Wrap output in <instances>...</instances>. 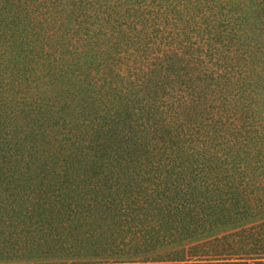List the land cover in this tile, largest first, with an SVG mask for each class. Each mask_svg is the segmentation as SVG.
<instances>
[{"label": "trees", "instance_id": "1", "mask_svg": "<svg viewBox=\"0 0 264 264\" xmlns=\"http://www.w3.org/2000/svg\"><path fill=\"white\" fill-rule=\"evenodd\" d=\"M113 1L0 0V37L39 43L0 102V264H264V133L214 39L243 7L200 40L172 20L208 0Z\"/></svg>", "mask_w": 264, "mask_h": 264}, {"label": "rangeland", "instance_id": "2", "mask_svg": "<svg viewBox=\"0 0 264 264\" xmlns=\"http://www.w3.org/2000/svg\"><path fill=\"white\" fill-rule=\"evenodd\" d=\"M61 3H66L80 13L87 8V11L95 12L94 15H90L88 18L90 24L97 25L103 22L105 19L111 18L110 15L114 11H118L112 7L113 0H59ZM129 3V6L134 7V10H139L143 1L150 2L152 0H124ZM223 0H208L205 4V14H202L201 8L199 12L190 17V14L186 15L182 22L172 20L177 27H185L187 30L195 32L193 38L197 37L201 40L203 37L206 39L209 35L205 32L211 30V23L216 22L217 19L211 7H215L221 4ZM257 2V5L255 4ZM94 4V6L91 5ZM198 4V2H196ZM233 5L243 7L242 14H235L232 22H221L219 31L216 33L214 39L221 40V43L226 45L230 43L229 55L232 58L230 67L235 73V82H238V89L247 87L252 91L250 96L255 99L252 100V105L255 109L256 117L259 121V128L261 133H264V0H233ZM40 7V6H38ZM113 8V9H112ZM173 15H170V17ZM202 19L209 22H203ZM242 20V21H240ZM211 21V22H210ZM240 21V22H239ZM105 23V22H104ZM114 23H118L114 20ZM241 24V25H240ZM209 26V27H208ZM203 31V29H205ZM229 33V34H228ZM18 33L9 40L0 37V102L5 103L6 99L13 95V85L16 84V80L19 82L24 79V86L27 80L28 83H35L36 80L33 75L29 74L31 68H28L23 63L25 57L26 64L31 59V52L35 50L34 45L39 43L18 44L21 37L17 36ZM46 35V34H45ZM43 36V33H41ZM40 36V37H41ZM210 38V37H209ZM41 40V38L38 37ZM202 42V41H201ZM28 46V47H27ZM28 76H31L28 78ZM20 77V78H19ZM248 78V81H247ZM250 81V82H249ZM249 82V85H246ZM13 90V92H12ZM35 93V92H34ZM58 93L64 94L63 88L58 89ZM0 104V105H1ZM7 107L10 109H21V105H17L14 101L9 103ZM20 122L16 123L19 125ZM21 131V130H20ZM25 135L21 131V139L19 145H31V142L26 140ZM21 148L20 146H16ZM10 149H14L11 147Z\"/></svg>", "mask_w": 264, "mask_h": 264}]
</instances>
